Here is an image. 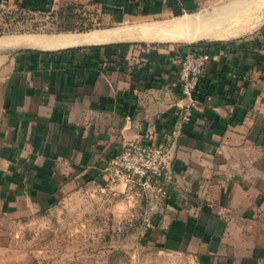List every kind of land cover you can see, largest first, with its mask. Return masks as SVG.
<instances>
[{
    "label": "crops",
    "instance_id": "obj_1",
    "mask_svg": "<svg viewBox=\"0 0 264 264\" xmlns=\"http://www.w3.org/2000/svg\"><path fill=\"white\" fill-rule=\"evenodd\" d=\"M57 1L0 0V13L55 11ZM68 1L97 24L77 35L96 40L46 46L76 34L65 32L0 46V202L16 212L111 202L112 213L83 225L100 251L113 250L108 264H264V8L225 38L156 41L180 18L205 15V0ZM25 35L14 36L32 40ZM199 41L214 57L194 91L192 117L178 128L180 60ZM131 143L168 150L162 175L146 189L156 209L140 215L115 212L114 203L120 191L135 201L142 185L125 189L106 172ZM110 236L131 238L105 242Z\"/></svg>",
    "mask_w": 264,
    "mask_h": 264
},
{
    "label": "rangeland",
    "instance_id": "obj_2",
    "mask_svg": "<svg viewBox=\"0 0 264 264\" xmlns=\"http://www.w3.org/2000/svg\"><path fill=\"white\" fill-rule=\"evenodd\" d=\"M228 1L230 0H209V2L205 0L200 12H213ZM75 6L73 2L68 0H58L55 11L59 12L58 8L60 7L62 15H66L69 7L77 8L78 10L75 9V11L81 16L79 20L51 17L49 13L23 12L16 10L14 7L7 8V10L5 9L4 12L0 13V37L31 34L25 36L35 39L52 36L50 34L78 33L79 31L93 29L97 24L90 20L92 15H89L88 12L84 13ZM262 10L263 8L257 12ZM64 26L73 28V30L65 31L66 33L59 32V27ZM154 28L162 30L156 28V25L142 26V29L145 30ZM115 183L118 182L112 184ZM128 186L130 184L126 185L125 189H129ZM142 186L139 189L138 196H136V202L127 196L126 191L117 192L118 190H114L120 194L122 199L120 204L114 203L115 212H128L131 209L137 215H140L148 207L149 210H155L156 208L150 207V199L155 203L157 197H150L146 194V189L149 191L150 186ZM102 194L108 196L111 193L102 192ZM95 203L93 201L90 203L60 202L58 205L51 207L46 205L35 206L34 208L26 206L16 212L0 202V264H108L113 250L100 251L98 248L99 241H97L98 238L95 234L83 233L85 223L88 222L94 227V224L101 222L100 220L95 221V219L89 220V218L95 216V213H98V216L103 214L105 216L108 212L112 213L113 206L111 202ZM108 222L111 223L112 220H108ZM119 222L123 223V220L120 219ZM142 222L147 223L148 221L142 219ZM108 238L109 241L106 240L105 242L119 240L121 243L131 237L110 236ZM121 254L128 255L126 251Z\"/></svg>",
    "mask_w": 264,
    "mask_h": 264
},
{
    "label": "built area",
    "instance_id": "obj_3",
    "mask_svg": "<svg viewBox=\"0 0 264 264\" xmlns=\"http://www.w3.org/2000/svg\"><path fill=\"white\" fill-rule=\"evenodd\" d=\"M208 46L209 42L200 45L190 43L186 45L182 54L178 79L180 93L185 103L177 122L178 128L192 117L196 107L194 91L204 66L214 57ZM167 156L166 147L156 144L131 143L108 161L106 172L112 183L120 182L128 185L131 182H139L144 186H150L152 180L162 175Z\"/></svg>",
    "mask_w": 264,
    "mask_h": 264
},
{
    "label": "bare ground",
    "instance_id": "obj_4",
    "mask_svg": "<svg viewBox=\"0 0 264 264\" xmlns=\"http://www.w3.org/2000/svg\"><path fill=\"white\" fill-rule=\"evenodd\" d=\"M262 8H264V0H230L222 4L218 8H216L214 12L206 13L205 15H201V16H196V19L194 20L192 18H189V19L180 18L179 20L172 23V25H170L168 33H157L155 34L157 36L156 37L153 36V37L158 39L156 41H161V39H165V40L166 39H171V40L184 39L188 41H193L198 38L205 39L207 37L225 38L230 33H233V32L235 33L236 30L238 31V28L241 29V27H245V26L249 27L250 26L249 22H251L252 17L255 15L257 11L261 10ZM187 28H190V33L185 34L183 30ZM213 29H215L214 32L212 31ZM227 29H231V31ZM170 30L172 31L171 33H170ZM224 31H227V32H224ZM46 38L49 39L50 36ZM65 38L67 39L64 40L63 44H55V43L50 44L49 42V44H47L46 46L56 47L57 45H69V46L71 45L72 46V45H77V44H82V43L88 44L87 42L91 40H96L97 37L94 34L93 36H87V35L82 36L79 34L77 35L76 33L73 35H68ZM41 39H44V38H35V39L30 40L23 36H4V37H0V46L18 47V46H23V45H28V44L30 45L31 41L34 42L36 40L39 41Z\"/></svg>",
    "mask_w": 264,
    "mask_h": 264
},
{
    "label": "trees",
    "instance_id": "obj_5",
    "mask_svg": "<svg viewBox=\"0 0 264 264\" xmlns=\"http://www.w3.org/2000/svg\"><path fill=\"white\" fill-rule=\"evenodd\" d=\"M61 12H62V9H60L59 12H56V11L49 10L48 7L47 8L44 7V9L42 10L41 13H49V15L51 17H59V18L60 17H64V18H73V17H75L74 13H72L70 9H68V14H66V15H62ZM59 29H60L59 32H65V31H72L73 30V28H70L68 26L59 27ZM198 43L203 44L204 42L199 41Z\"/></svg>",
    "mask_w": 264,
    "mask_h": 264
}]
</instances>
